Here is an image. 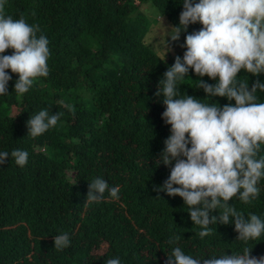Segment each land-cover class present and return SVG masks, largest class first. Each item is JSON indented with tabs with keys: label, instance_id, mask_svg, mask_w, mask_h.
I'll return each instance as SVG.
<instances>
[{
	"label": "trees",
	"instance_id": "obj_1",
	"mask_svg": "<svg viewBox=\"0 0 264 264\" xmlns=\"http://www.w3.org/2000/svg\"><path fill=\"white\" fill-rule=\"evenodd\" d=\"M90 1L96 0H8L5 5V15L39 26L50 56L49 75L35 78L23 96L12 93L18 74L9 69L10 95L0 97V151L29 153L22 168L10 156L0 166V264H105L113 257L121 264H166L172 246L197 259L244 247L264 256V237L244 244L230 224L210 225L211 234L200 239L182 198L155 190L170 172L156 164L170 126L160 120L164 106L154 105L153 97L165 60L172 65L184 49L165 35L152 37L158 24L150 16L179 17L174 5L180 0H124L122 7L116 0H99L86 13L76 9ZM201 27L191 25L192 31ZM238 77L250 87L264 81V74L243 70ZM198 79L190 70L181 94L196 89L197 98L207 99L196 88ZM258 98L264 102V93ZM204 102L229 103L218 96ZM44 108L61 113L57 125L41 136H27L26 122ZM259 154L264 155V145ZM95 177L119 186V198L106 192L100 202L85 204ZM258 187L251 203L233 198L229 204L264 217V178ZM62 233L69 235L70 246L57 250L54 236ZM173 235L179 240L170 246Z\"/></svg>",
	"mask_w": 264,
	"mask_h": 264
},
{
	"label": "clouds",
	"instance_id": "obj_2",
	"mask_svg": "<svg viewBox=\"0 0 264 264\" xmlns=\"http://www.w3.org/2000/svg\"><path fill=\"white\" fill-rule=\"evenodd\" d=\"M98 1L80 4L76 9L86 13L96 8ZM7 2L0 0V97L10 95L9 82L13 77L9 69L18 74L12 93L23 96L35 78L49 75V40L40 33L38 25L5 15ZM180 3L174 5L177 9L173 6L179 17L150 16L158 24L152 27V37L165 35L184 49L172 65L165 60L153 97L154 105L164 106L160 120L170 126L156 160L158 166L169 167L170 172L155 190L182 198L191 221L199 226L195 235L200 239L211 234L210 225L230 224L238 234L237 240L247 244L264 237V217L245 215L229 201L235 198L251 203L259 195L258 183L264 178V155L259 154L264 145V102L258 98V93H264V81L257 79L250 87L238 77L241 70L253 76L264 74V0ZM197 23L202 27L192 31L191 25ZM8 49L13 50L10 55L5 54ZM190 70L200 77L195 80L196 88L202 89L207 99L197 98L196 89L189 95L184 91L181 94V82ZM205 76L215 83H208ZM153 80L154 77L149 81ZM217 96L226 97L229 103L221 106L204 102ZM60 117V112H49L47 108L33 112L26 122L27 136L43 135L57 125ZM9 156L22 168L29 153L21 149L0 151V166ZM109 182L103 177L93 178L85 204L100 202L106 192L118 199L119 186ZM213 212H218V216ZM178 240L179 236L173 235L168 244L175 245ZM69 246L67 233L54 236L55 249ZM251 252L244 247L231 255L197 259L179 246H172L166 264H264V256L257 258ZM105 264H121V260L113 257Z\"/></svg>",
	"mask_w": 264,
	"mask_h": 264
},
{
	"label": "rangeland",
	"instance_id": "obj_3",
	"mask_svg": "<svg viewBox=\"0 0 264 264\" xmlns=\"http://www.w3.org/2000/svg\"><path fill=\"white\" fill-rule=\"evenodd\" d=\"M123 3H124V0H116L115 4H117L119 7H122ZM154 35H159V33L158 32H154ZM12 115H15V116L18 115V111L14 110Z\"/></svg>",
	"mask_w": 264,
	"mask_h": 264
}]
</instances>
